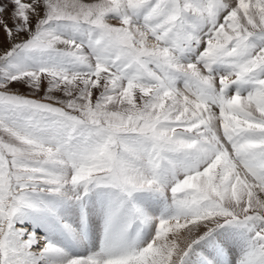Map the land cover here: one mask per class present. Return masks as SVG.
<instances>
[{
    "label": "snow or ice",
    "instance_id": "6c2138e0",
    "mask_svg": "<svg viewBox=\"0 0 264 264\" xmlns=\"http://www.w3.org/2000/svg\"><path fill=\"white\" fill-rule=\"evenodd\" d=\"M0 264H264V0H0Z\"/></svg>",
    "mask_w": 264,
    "mask_h": 264
},
{
    "label": "rangeland",
    "instance_id": "374dc122",
    "mask_svg": "<svg viewBox=\"0 0 264 264\" xmlns=\"http://www.w3.org/2000/svg\"><path fill=\"white\" fill-rule=\"evenodd\" d=\"M14 87H18L21 92L27 94V89L24 88L23 86H14Z\"/></svg>",
    "mask_w": 264,
    "mask_h": 264
}]
</instances>
